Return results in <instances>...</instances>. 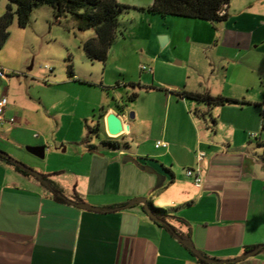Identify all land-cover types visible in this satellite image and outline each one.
Listing matches in <instances>:
<instances>
[{"label": "crops", "instance_id": "1", "mask_svg": "<svg viewBox=\"0 0 264 264\" xmlns=\"http://www.w3.org/2000/svg\"><path fill=\"white\" fill-rule=\"evenodd\" d=\"M228 7L227 19L219 21L226 27L208 41L214 80L163 89L150 109L129 116L123 99H115L104 110L103 126L107 111L118 113L125 126L116 136L120 148L82 150L72 192L51 182L99 210L56 199L48 181L0 159V264H264V62L258 55L264 54V17L250 14L251 32L240 33ZM181 89L244 102L208 105L180 97ZM157 141L166 146L156 147ZM198 150L205 152L200 186L185 174ZM127 155L153 170L125 161ZM159 175L164 181L154 189ZM139 196L167 209L163 219L171 227L149 217L141 204L116 209ZM173 230L215 259L263 246L238 261L210 263L197 259Z\"/></svg>", "mask_w": 264, "mask_h": 264}, {"label": "rangeland", "instance_id": "2", "mask_svg": "<svg viewBox=\"0 0 264 264\" xmlns=\"http://www.w3.org/2000/svg\"><path fill=\"white\" fill-rule=\"evenodd\" d=\"M118 2L146 8L150 0ZM5 3L8 0H0V15ZM228 4L230 19L235 18L240 33L251 32L247 16L264 17V0H229ZM128 6L119 14L105 61H92L84 54L83 42L95 35L92 28L81 29L72 14L56 18L45 4L33 7L26 27H19L14 19L0 48V67L6 70L0 77V95L9 99L14 118L12 124H0V150L61 184L65 193L73 190L81 151L102 147L103 129L99 135L89 129L97 123L101 127L109 103L122 98L129 116L131 111L150 109L163 89L215 79L208 41L217 29L226 27L223 23ZM261 42L264 45V39ZM258 55L264 62V54ZM141 65L152 71H141ZM132 92L137 96L129 100ZM128 142L137 145L130 137ZM34 146L45 147L43 158L27 150Z\"/></svg>", "mask_w": 264, "mask_h": 264}, {"label": "trees", "instance_id": "3", "mask_svg": "<svg viewBox=\"0 0 264 264\" xmlns=\"http://www.w3.org/2000/svg\"><path fill=\"white\" fill-rule=\"evenodd\" d=\"M229 0H153L151 5L146 8L134 7L139 10H146L151 13L161 15H173L186 18H195L207 21H224L228 14L224 10ZM45 4L50 6L56 18L62 14H72L80 20V28H92L95 35L84 41L82 48L85 56L89 60L105 61L108 56L109 48L114 42L116 29L119 24L120 12L128 8V5L118 2V0H8L6 10L0 15V48L9 37V26L16 19L19 27H26L29 23L30 13L35 5ZM180 97L189 98L208 105H222L244 102L237 99L224 97L221 95L213 96L208 92H198L181 89L177 92ZM137 93L132 92L128 95L129 100H134ZM103 117V115H102ZM103 124H95L89 132L95 135L100 134ZM105 132V131H104ZM106 138L101 143L111 148H120V142L114 137ZM88 137V136H87ZM94 149V148H93ZM0 159L14 166L15 170L26 176H32L25 169L13 164L4 152L0 151ZM42 179L51 184V181L42 174ZM55 198L62 200L56 194L57 189H52ZM148 205L153 213L160 218H164L167 209L156 207L148 200ZM143 208V207H142ZM263 246V245H262ZM197 259L203 260L198 257Z\"/></svg>", "mask_w": 264, "mask_h": 264}, {"label": "water", "instance_id": "4", "mask_svg": "<svg viewBox=\"0 0 264 264\" xmlns=\"http://www.w3.org/2000/svg\"><path fill=\"white\" fill-rule=\"evenodd\" d=\"M165 38H166L165 36H162L161 41L164 42ZM104 126H105V130H106L107 135L110 137H116L123 130L122 121H121L120 117L118 116V113H116L114 111H107L106 112V114L104 116ZM27 150L37 157H40V158L44 157V151H45L44 146L28 147ZM1 152H3V151H1ZM6 156L10 159V161L13 164L25 169L28 173H30L34 177H36L38 179H42V174H40L37 171L33 170L32 168L26 166L24 163L15 160L14 158L9 156L8 154H6ZM124 160L134 163L141 170H144V171L153 170L151 166L139 162L136 158H134L132 156L127 155V156H125ZM163 181H164V177L161 175L160 178H158L154 189L160 187L162 185ZM58 195L60 197H62L63 199H65L70 204L75 205L77 207H80L82 209H88V210H94V211L99 210V207L94 206V205H90L89 203H86L84 201H78L74 198H69V197L63 195L62 193H58ZM135 204H141L144 211L147 213V215L149 217H151L153 220H155L156 222L163 224V225H166L168 227H171L170 224L165 219L160 218L159 216H157L155 213L152 212V210L150 209V207L148 205V199L145 196L135 197L134 199L128 201L127 203H125L124 205H121L120 207H117L116 209L129 208ZM173 233L177 237V239H179L185 245H188V247L190 248L192 253H194L196 256H198V257L202 258L203 260L210 262V263H228V262L238 261V260H241V259H244V258H247L249 256L257 254L260 251V249L262 248V245L257 246L255 248L250 249L248 251H245L244 253H242V254L234 257V258H231V259H215V258H210V257H206V256L202 255V253H200L199 250L195 249V247L192 245L189 238L181 236L178 232H176L174 230H173Z\"/></svg>", "mask_w": 264, "mask_h": 264}, {"label": "built area", "instance_id": "5", "mask_svg": "<svg viewBox=\"0 0 264 264\" xmlns=\"http://www.w3.org/2000/svg\"><path fill=\"white\" fill-rule=\"evenodd\" d=\"M141 71H151V68L145 65H141L140 66ZM6 74V70L2 67H0V77L4 76ZM8 104V100L6 96H1L0 97V124H4V123H13L14 122V118L13 117H9L6 118L5 116V109L7 107ZM125 128V126H123ZM263 127H264V123H263ZM121 134V133H120ZM119 135V134H118ZM249 137L250 138H254L257 139V133L256 132H249ZM156 147H160V146H166L165 142L162 141H157L155 143ZM205 156V152L202 150H198L196 152V159H197V163L193 166V167H188L185 169V174L189 177H192L193 182L200 186L202 184V174H201V169H200V161L204 158Z\"/></svg>", "mask_w": 264, "mask_h": 264}, {"label": "flooded vegetation", "instance_id": "6", "mask_svg": "<svg viewBox=\"0 0 264 264\" xmlns=\"http://www.w3.org/2000/svg\"><path fill=\"white\" fill-rule=\"evenodd\" d=\"M33 176V175H32ZM46 186L48 187V188H50V189H56V188H54V187H52V185H50V184H46ZM57 191H59L58 189H57ZM58 193H60V192H58ZM57 193V194H58Z\"/></svg>", "mask_w": 264, "mask_h": 264}, {"label": "bare ground", "instance_id": "7", "mask_svg": "<svg viewBox=\"0 0 264 264\" xmlns=\"http://www.w3.org/2000/svg\"><path fill=\"white\" fill-rule=\"evenodd\" d=\"M123 129H124V127H123Z\"/></svg>", "mask_w": 264, "mask_h": 264}]
</instances>
